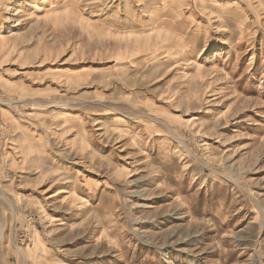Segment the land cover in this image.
<instances>
[{
  "label": "rangeland",
  "instance_id": "1",
  "mask_svg": "<svg viewBox=\"0 0 264 264\" xmlns=\"http://www.w3.org/2000/svg\"><path fill=\"white\" fill-rule=\"evenodd\" d=\"M0 226V264H264V0H0Z\"/></svg>",
  "mask_w": 264,
  "mask_h": 264
},
{
  "label": "bare ground",
  "instance_id": "2",
  "mask_svg": "<svg viewBox=\"0 0 264 264\" xmlns=\"http://www.w3.org/2000/svg\"><path fill=\"white\" fill-rule=\"evenodd\" d=\"M51 116H52V115H51ZM64 116H65V115H64ZM66 119H67V118H66ZM0 227H1V226H0ZM1 229H2V228H1ZM1 229H0V238H1V236H2V235H1V233H2V232H1Z\"/></svg>",
  "mask_w": 264,
  "mask_h": 264
}]
</instances>
